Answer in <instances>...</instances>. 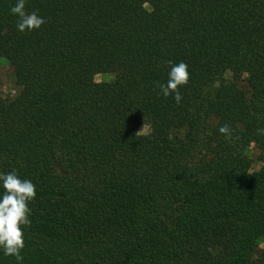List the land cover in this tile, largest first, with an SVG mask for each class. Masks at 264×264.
<instances>
[{"label": "trees", "instance_id": "obj_1", "mask_svg": "<svg viewBox=\"0 0 264 264\" xmlns=\"http://www.w3.org/2000/svg\"><path fill=\"white\" fill-rule=\"evenodd\" d=\"M16 3L0 173L36 186L22 264H264V0H25L45 23L24 32ZM166 61L188 65L179 104Z\"/></svg>", "mask_w": 264, "mask_h": 264}, {"label": "clouds", "instance_id": "obj_2", "mask_svg": "<svg viewBox=\"0 0 264 264\" xmlns=\"http://www.w3.org/2000/svg\"><path fill=\"white\" fill-rule=\"evenodd\" d=\"M10 11L18 17L17 28L21 32L39 29L45 23L35 11H25V0H17ZM165 63L170 65L167 83L157 82V86L164 97L174 94V99L179 104L183 99L179 88L187 85L190 80L188 65L184 62ZM231 131L228 124L219 128L226 139H231ZM257 133L264 135V128L257 129ZM0 184L4 190L0 197V249L5 256H12L18 264H22L24 257L21 252L25 247L23 228L31 225L29 204L36 197V186L31 180L21 179L16 170L0 173Z\"/></svg>", "mask_w": 264, "mask_h": 264}, {"label": "rangeland", "instance_id": "obj_3", "mask_svg": "<svg viewBox=\"0 0 264 264\" xmlns=\"http://www.w3.org/2000/svg\"><path fill=\"white\" fill-rule=\"evenodd\" d=\"M0 62H4L3 60ZM111 78V75L103 76V75H97L94 77L95 82H102V81H108ZM12 80H11V72L9 67L6 64L0 65V93L3 96H9L13 93V88L11 87ZM143 123V122H142ZM140 124L138 127L137 132H139L140 135L147 133V125L146 124ZM143 129V130H142ZM255 155V152H251V157ZM261 247V245H260Z\"/></svg>", "mask_w": 264, "mask_h": 264}]
</instances>
